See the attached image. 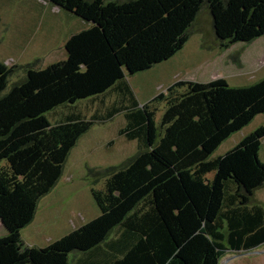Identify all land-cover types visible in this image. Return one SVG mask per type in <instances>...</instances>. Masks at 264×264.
<instances>
[{"label":"trees","instance_id":"obj_1","mask_svg":"<svg viewBox=\"0 0 264 264\" xmlns=\"http://www.w3.org/2000/svg\"><path fill=\"white\" fill-rule=\"evenodd\" d=\"M40 1L85 26L66 40L62 61L43 69L0 62V222L7 236L32 223L94 125L123 114L119 136L135 142L137 153L106 172L102 190L90 191L96 218L9 264H220L227 252L263 246L264 209L253 200L264 187V126L212 155L264 114V78L234 87L224 79L178 81L140 105L125 76L182 50L203 7L222 49L263 38L264 0ZM17 70L23 75L10 84ZM110 92L118 100L105 114L86 120L77 111L81 101ZM60 108L67 113L51 123Z\"/></svg>","mask_w":264,"mask_h":264},{"label":"rangeland","instance_id":"obj_2","mask_svg":"<svg viewBox=\"0 0 264 264\" xmlns=\"http://www.w3.org/2000/svg\"><path fill=\"white\" fill-rule=\"evenodd\" d=\"M84 26L78 18L40 0H0V62L7 67L32 65L43 69L62 61L66 40ZM262 46L264 41L251 47L237 44L222 49L213 33L208 11L203 7L189 29V39L182 50L149 70L126 75L125 80L140 105L178 81L207 83L224 79L233 87L251 85L264 78V59L257 61L259 50L264 52ZM22 75L17 70L10 77V84ZM117 100L116 93L110 92L96 101H81L76 109L88 120L94 113L105 114ZM157 108L156 122L164 105ZM66 113L63 108L55 110L49 116L50 122L54 124ZM123 126V114H118L108 123L94 125L78 140L59 181L40 200L32 223L13 237H0V264L23 257L30 247L45 248L99 215L90 191L102 190L106 172L121 167L137 153L135 142L119 136ZM261 126H264V114L224 141L212 158L224 155ZM259 160L264 163L262 153ZM253 202L264 209V187L255 192ZM255 250L262 253L235 257L245 252H227L222 260H228L225 264H264V245ZM73 258L71 255L70 260Z\"/></svg>","mask_w":264,"mask_h":264},{"label":"crops","instance_id":"obj_3","mask_svg":"<svg viewBox=\"0 0 264 264\" xmlns=\"http://www.w3.org/2000/svg\"><path fill=\"white\" fill-rule=\"evenodd\" d=\"M36 1H38V0H36ZM261 41H264V37L263 38H260V39H258V40H256L255 42H253L252 44H250L249 46L251 47L254 43H257V42H261ZM262 48H264V46H262ZM259 58H257V61H261V60H263L264 59V52L262 51L261 52V49L259 50ZM95 114V113H94ZM93 114V115H94ZM260 153H262L263 155H264V142H263V145H262V149H261V151H260ZM80 227V226H79ZM5 235H7V232L5 231V229L3 228V226H2V224H1V222H0V237H3V236H5ZM31 248V247H30Z\"/></svg>","mask_w":264,"mask_h":264},{"label":"water","instance_id":"obj_4","mask_svg":"<svg viewBox=\"0 0 264 264\" xmlns=\"http://www.w3.org/2000/svg\"><path fill=\"white\" fill-rule=\"evenodd\" d=\"M260 253H262V251L253 250V251H250V252L241 253L239 255H236L235 257L250 256V255H256V254H260ZM227 261H228L227 259L221 260L220 261V264H225Z\"/></svg>","mask_w":264,"mask_h":264}]
</instances>
